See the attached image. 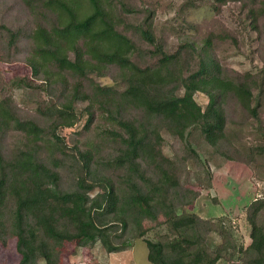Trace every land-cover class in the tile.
Wrapping results in <instances>:
<instances>
[{
    "label": "trees",
    "instance_id": "16d2710c",
    "mask_svg": "<svg viewBox=\"0 0 264 264\" xmlns=\"http://www.w3.org/2000/svg\"><path fill=\"white\" fill-rule=\"evenodd\" d=\"M21 1L41 19L29 28L0 22V62L23 56L31 77L11 84L36 95L25 110L0 99V244L16 239V264H61L65 242L126 250L146 233L133 217L153 207L167 215L168 233L144 240L150 263L264 264V195L246 207V246L221 219L180 211L200 194L190 175L210 186L209 165L190 141L194 130L217 153L239 158L230 103L261 135L245 161L264 159V63L255 73L223 66L219 44L240 49L222 25L200 41L183 34L172 43L175 26L157 22L158 0ZM212 1L239 3L243 30L260 41L262 55L264 0Z\"/></svg>",
    "mask_w": 264,
    "mask_h": 264
},
{
    "label": "rangeland",
    "instance_id": "374dc122",
    "mask_svg": "<svg viewBox=\"0 0 264 264\" xmlns=\"http://www.w3.org/2000/svg\"><path fill=\"white\" fill-rule=\"evenodd\" d=\"M185 0H158L155 4L157 22H170L175 26V34L172 43L176 42L178 35L186 34L190 39L202 40L204 33L222 25L231 33L237 35L239 49L233 42L226 40L219 44L218 57L220 63L232 71L255 73L264 63V45L262 55L255 49L260 41L250 40L248 28L243 30L239 19V3L228 1L217 6L212 0H194L195 5L187 4L182 7ZM41 18L29 11L21 0H0V22L24 26L29 28L36 20ZM193 23L197 29L187 24ZM252 37L255 32L252 31ZM10 63L0 62V99L11 98L20 109H29L32 99L36 95L29 94L23 89L12 86V80L17 77H31L30 67L24 62L23 56ZM101 83L111 82L110 78H97ZM199 101L206 99L196 95ZM232 112L229 115V129H234L239 141L236 147L239 150V158L228 159L217 153L202 138L200 130H194L190 141L209 165L211 171L210 186L199 187L195 180L188 178L189 186L199 190V196L184 206L180 211H190L203 219L217 222L222 220L223 225L232 230V239L236 245L246 246L250 242V227L246 220L245 211L249 203L255 198L264 195V159H256L249 163L245 161L246 148L261 138L255 121L247 120L242 114L235 111L230 103ZM260 118L264 130V103L261 108ZM67 134L66 131H62ZM163 152L171 154L169 143L171 139L165 135ZM166 214L158 207L147 210L141 217H133V226L139 230H145L143 237L132 239L131 246L123 251L108 252L100 242L91 247H80L74 242H65L62 245L61 264H152L147 259V247L145 239L156 238L159 234L168 233L164 223ZM208 239L214 243H220L222 238L211 232ZM208 240V242H209ZM16 239L12 238L6 246L0 244V264H16L20 254L15 247ZM39 264H46L40 261ZM221 264V263H218ZM239 264H241L239 262Z\"/></svg>",
    "mask_w": 264,
    "mask_h": 264
}]
</instances>
